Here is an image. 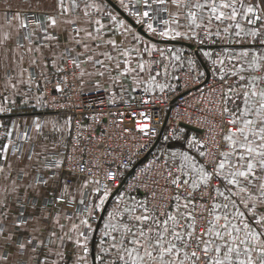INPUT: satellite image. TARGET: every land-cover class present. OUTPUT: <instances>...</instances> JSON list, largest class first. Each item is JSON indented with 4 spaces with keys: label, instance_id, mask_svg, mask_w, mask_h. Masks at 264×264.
Instances as JSON below:
<instances>
[{
    "label": "snow or ice",
    "instance_id": "obj_1",
    "mask_svg": "<svg viewBox=\"0 0 264 264\" xmlns=\"http://www.w3.org/2000/svg\"><path fill=\"white\" fill-rule=\"evenodd\" d=\"M119 3L124 9L132 7V0L129 3L119 0ZM135 4L139 6L133 11L137 22L142 23L149 33L161 38L196 40L202 32L200 43L207 40L216 43L221 39L232 42L235 39L244 43L259 41V46H264V0H135ZM105 11L98 0H56L57 15L65 18L63 23L72 26V42L81 46L83 51L75 56L71 48L64 49L59 55L52 52L51 67L57 72L65 71L58 63L65 56L76 69L84 63L107 67L105 60L111 62L114 57L110 51L99 49L109 45L125 58L121 76L136 71L129 67L130 50H121L114 40L104 39L106 26L99 18L94 19V15ZM81 13L89 27L78 25ZM57 15L44 19L33 17L31 23L35 27L29 30L27 16L19 12L9 16L5 11V25L15 27L17 34L14 41L10 31L0 34V68L4 70L6 89L15 90L21 84H26L29 90L33 84L38 87L39 81L31 70L36 66L40 67L44 82H49V61L45 59L43 49L52 48L44 41H56L59 46L58 37L49 32L58 24ZM109 20L117 30L127 29L117 15L110 14ZM182 20L186 23H181ZM156 22L163 27H154ZM213 27L217 29L215 32ZM181 28L186 31L181 32ZM21 30H24L22 36ZM37 31L39 36H36ZM135 39L143 43L140 37ZM22 40L27 42V46ZM86 41L95 42L94 47ZM21 49L24 51H19ZM157 50L148 46L143 48L149 55ZM159 51L163 55V51ZM35 53H39L40 58L31 55L28 67H24L25 57ZM224 55L225 59H219L213 58L212 52H204L213 65H220V80H225V76L230 74L244 83L231 84L220 95L223 107L218 106V111L222 117H227V126L220 128L222 141L212 137L216 151L210 152L203 141L190 138L187 141L189 148L196 149L198 157L206 163H200L189 151L172 153L171 165L168 158H164L160 175L167 185L176 189L175 194L167 198V203L149 207L147 198L136 200L133 197L125 202V194H121L116 211L108 214L102 241L91 260L88 246L91 228L83 213L79 224L73 223L64 231L65 225L60 223L59 217L48 212L43 219H51L60 231L53 228L46 233L39 224L31 226L30 219L20 210L39 207L36 201L41 198L40 185L57 180L58 170L62 167L61 159L55 154L47 155V146L43 152L30 149L27 155L29 163L19 168L13 178L15 165L8 158L9 152L16 160H22L23 149L14 142L3 144L0 147V180H11V184L5 183L0 190V264H69V256L74 257L72 264H264V47L259 54L244 48L234 56L229 57L226 52ZM82 56L86 58L80 59ZM178 58L179 54L172 57ZM226 60L230 68L226 66ZM8 61L18 69L17 75L10 74ZM120 63L116 61L117 67ZM188 64H193L191 58ZM237 64L240 66L237 67ZM137 67L144 72L146 65L139 62ZM108 70L111 71L110 68ZM85 74L91 73L81 70V77ZM97 74L103 76L105 73L98 71ZM151 81L154 83L155 77H151ZM158 87L163 91V85ZM56 90H61L59 84ZM229 102L233 104L232 108L228 106ZM3 103H8L7 97H4ZM9 111L0 106V113ZM17 127L14 124L13 128L3 133L4 137H12ZM34 129L39 132L41 125L35 122ZM139 130L149 135L146 124ZM22 139L27 141L31 137L25 132ZM29 168H35L37 174L32 176ZM30 176L33 182L24 185L26 194L23 200L16 196L17 213L14 214L9 210L8 196L19 193L21 177ZM108 179L115 181L116 177L109 172ZM67 191L68 186L64 185L52 203H69ZM163 191L169 192L170 189L165 187ZM197 193L200 194L199 200L196 199ZM108 196V189L105 188L99 204L91 209L86 207L84 211L91 215L103 207ZM205 196L208 202H205ZM152 199H156L155 191ZM121 202H124L123 208L120 207ZM80 203L84 204V200L81 199ZM43 211L47 212V208ZM199 220H206V226L199 225L198 230ZM22 230L29 234L22 235ZM72 232L77 234L75 239L70 235ZM66 241L72 242L78 251L70 252Z\"/></svg>",
    "mask_w": 264,
    "mask_h": 264
},
{
    "label": "built area",
    "instance_id": "obj_2",
    "mask_svg": "<svg viewBox=\"0 0 264 264\" xmlns=\"http://www.w3.org/2000/svg\"><path fill=\"white\" fill-rule=\"evenodd\" d=\"M112 1L120 5L119 0ZM124 2L129 3V0ZM137 8L135 6L128 10L133 13ZM26 16L29 18L28 27L33 25L32 18L38 17L32 12ZM194 49L197 47L194 46ZM157 58V53L152 55V62H156ZM63 68L65 71L61 74L47 76L49 83L44 90V102L33 114L35 118L50 113L59 114L67 124L64 145L59 151L48 154H55L62 161L57 179L72 186L73 178L79 177L95 184L100 192L107 188L109 193L116 189L134 193L142 200L147 198L149 207L156 203H167V198L176 191L160 175L163 160L167 157L164 152L167 143L162 137L166 138L175 130L184 128L182 125H188L197 130L192 133L197 141L205 143L206 150L216 151L212 137L222 141L220 128L227 126V117H222L218 111V106L223 107L220 95L223 89L238 79L229 74L225 80H220L219 76L210 74L207 79L182 81L180 88L173 93H150L139 89L131 96L120 95L113 99L105 90L80 91L77 84L79 69L72 66L67 56ZM57 84L60 91L56 90ZM15 118L0 113V147L2 142H14L21 146L26 141L22 139L23 134L27 132L29 136V130L21 129L14 130L10 138L4 137L3 133L13 128ZM145 124L149 135L139 130ZM199 160L206 163L202 158ZM172 163L169 160V165ZM109 172L114 174L115 181L108 179ZM44 178L47 179V175ZM165 187L170 191H163ZM153 191L156 193L155 200L152 199ZM199 195L196 194L197 200ZM53 198L47 203L55 207L58 204L52 203ZM66 199L70 201L62 203L66 208L79 206L82 212L93 204L89 191L83 198L84 204L78 205L74 199ZM205 202H208L207 196ZM199 225L206 226V220L198 221V230Z\"/></svg>",
    "mask_w": 264,
    "mask_h": 264
},
{
    "label": "crops",
    "instance_id": "obj_3",
    "mask_svg": "<svg viewBox=\"0 0 264 264\" xmlns=\"http://www.w3.org/2000/svg\"><path fill=\"white\" fill-rule=\"evenodd\" d=\"M98 3H100L106 9L105 12L96 13L94 15V19L99 18L101 22L106 26L105 33H104V39L114 40L116 44L120 46L121 50L129 49L130 50V55L128 57L129 67L131 69H135L136 71H133L127 75L121 76L120 72H122L123 69L125 68V64L123 63L125 58L119 54V51L111 49V46L109 45L103 46L101 49H99V51H110V54L114 57L113 61L109 62L105 60V64L107 67H104V68H101L99 65L93 66L92 63L81 64L79 68V75L77 76V84H78V88L80 91L92 92L95 90H105L109 93V95L112 98H117L120 95L131 96L132 93L140 87H145L148 91L150 90L149 92H153V93H158V92L159 93L160 92L173 93L180 88L182 81L184 82L190 81V80L192 81L195 79H200V78L205 77L206 75L205 71L198 60V57H200L199 55L200 53H195V52L192 53L194 56V59H192L193 64L190 66L187 63L185 65H182L181 68L177 69L174 73V77L171 83L169 80H166V79L163 80L162 76H159L158 78L156 77L155 74L147 72L146 67H145L144 72H140L137 65L139 62H144L145 65L147 66L148 53L143 51V48L146 46V44L137 42V40L135 39V37L137 36H133L132 30H135L138 35L142 36L143 38H145L146 40H148L149 42L153 44H158V45L164 44L168 46H182L188 50L190 49L185 45L151 41L147 39L146 37H144L143 35H141L137 31V29L133 27L128 21H126V19H124L122 15H120L110 4H108L106 0H98ZM8 5H11L10 9L8 8ZM135 6L139 7L138 5L135 4V0H132V7H135ZM117 7H119L137 25L142 26V29L148 35H150L146 27H144L142 23L137 22L133 13H131L128 9H124L120 5H117ZM140 10L142 11V9ZM5 11L8 12L9 16H11V14L16 13V12H19L22 15L26 16L27 13L32 12V13L37 14L39 18L44 19L46 16H49V15H57L56 0H0V34H2L5 31H10L13 37V41H14L17 35L15 31V27L9 28L7 25H5V22H4ZM110 14L117 15L119 19L123 20L125 25H127V29L120 28L119 30H117V27L113 25L109 20ZM57 19H58L57 26L55 28H50L49 32L55 34L58 37L59 46L57 47L56 41H44V43L52 45L51 49H48V48L43 49L44 54H45V59L49 61V68L47 70V76L50 74H58V73L61 74L62 73V72H57L55 68L51 67L50 58H51L52 52H56L57 55H59V53L63 52L64 49L71 48L73 49L72 55L75 56L78 52L83 51V48L81 46L76 45L72 42L71 38L74 35V33L71 31L72 26L63 23V20L65 19L64 17H60L57 15ZM181 23H186V21L182 20ZM78 25L80 27H89V25L85 23V18H83L82 13H81V20L78 22ZM34 27H35L34 25H31L28 28L29 30H31ZM154 27L160 29L163 27V25L159 24V22H156L154 23ZM216 30L217 29L213 27L212 31L215 32ZM180 31L184 32L186 31V29L181 28ZM23 33H24V30H21L20 32L21 36L23 35ZM39 35L40 33L37 31L36 36H39ZM81 35H83V33ZM200 35L202 36L200 39H202L203 33L201 32ZM153 38L157 40H163V41H181L180 38H177V39H168V38H161V37H160L161 39H158L155 37ZM21 42L27 46L26 41L22 40ZM39 42L40 41H37V43ZM86 42L92 43L94 47L95 42H89V41H86ZM181 42H184V41H181ZM198 43H200V40ZM198 47L199 48L201 47V51H202L200 59L206 65L207 69L209 70V73L211 75L218 76L220 65L219 64L213 65L212 60L204 56L205 51L212 52L213 58L218 57L219 59H225V55H224L225 52L227 53L229 57H231V56L238 54L244 48H250L253 51H257V54H259V51L264 46H259V41H256L255 43H252V42L244 43V42H237L235 39H233L232 42H227L221 39V40H218L216 43H212L211 40H207L204 43H201V46L198 45ZM137 49H139V51H136ZM19 51H24V49H21ZM88 54H91V53H88ZM31 55H35L37 59L40 58L39 53L30 54L29 56H26L24 67H28ZM65 57H63L61 60L58 61L61 67H63L64 65ZM85 58L86 57L84 56L80 57V59H85ZM99 58L104 59V57H99ZM184 58H186V60L188 61L189 55L184 54ZM117 60L121 61V63L119 64V67H117V64H116ZM195 62L196 63L198 62L199 65L196 64ZM8 63H9L10 74L13 76L17 75L18 69L16 68V66L12 65L11 61H8ZM232 63L235 64L236 63L235 60H233ZM226 66L228 68L231 67L230 64H227V60H226ZM236 66L239 67L240 65L237 64ZM109 68L111 69L110 72L108 70ZM31 70L35 73L36 80L39 81V86L37 87L36 84H33L31 89L29 90L26 84H21V85H18V88L14 90L12 88H7V89L5 88L4 70L3 68H0V106L1 104H4L3 103L4 97H7L8 103L6 104L12 105L13 108H15L17 114L28 113L29 115H33L38 112V110L40 109V106L44 102V98H45L44 90H45L46 85L49 82L45 83L44 80L41 78L40 76L41 69L39 66L33 67ZM81 70H84L85 73H91V74L90 75L85 74L84 76L81 77L80 75ZM98 71L104 72L105 74L103 76H100L97 74ZM151 77H155L154 83L151 81ZM24 79L25 80L27 79V73H25ZM235 83L239 84V83H244V82L239 81L237 79ZM158 85H163V91L161 90L160 87H158ZM39 98H40V101L37 102L36 99H39ZM237 103H239V101H237ZM228 106L232 108L233 104L229 102ZM40 118H43L45 120L47 131H45L44 132L45 134L41 136L37 133L35 129H33L32 133L29 134V136L31 137V140H27L25 142L29 141L28 143L35 144L36 152H43L44 147L47 146L48 148V152L46 153L47 155L49 153L59 151V149H61V147L64 145L66 138H67V132H68L67 124L64 121L63 123H61V125L59 124V120L61 121L63 120L61 115L59 114H53V113L45 114V115H41ZM54 128H58L59 130L57 132V135L55 136L56 138L53 139L52 132L55 133ZM182 129L187 132L191 131L186 128H182ZM4 143H8V142H2V144ZM24 155H22V160H16L14 156L10 158V161L13 162L15 165L14 171L12 173L13 178L16 177V174L19 168H22L26 164L29 163L27 160V156L26 155L24 156ZM34 161H35V158H34ZM28 171L31 172L32 176L36 175L35 168H29ZM73 181H74L73 185L68 186L66 198L74 199L76 203L79 205L81 204L80 203L81 199H83L86 192L89 191V193L91 194L92 202H93L92 206L89 209H91L94 206V204H99V198L103 196L104 192L99 193L97 189H95L94 187H91L93 186L91 185L92 183L86 180H83L79 177H74ZM30 182H33L31 179V176L21 177L19 180V183L21 186L19 193L9 194L8 196V202L10 206L9 210L12 213L14 214L17 213V206L15 204L16 196L19 195L21 199L23 200V197L26 194L24 185ZM5 183L10 185L11 180L6 181V182L0 180V190H2L3 185ZM64 185L65 184H63L60 181V179H57L54 183H50L48 185H40V197L41 198L37 199L36 201L39 207H36V208L28 207L27 209H20V210L24 211L25 216L30 219L31 226H36L37 224H39V226L45 228L46 233L47 231H50L53 228H55L58 232L60 231L59 227L53 224L51 219H43V216H47L48 212H50L53 216L59 217L60 223L65 225L64 231H67L73 223L79 224L81 213H83V216L89 220V224L91 228V231L89 232V241H88L89 258L91 260V253H90L91 252V246H90L91 239H92L93 231H94L97 219H98V217L97 219H94L95 211L92 212L90 215L86 211L82 212L79 206L74 209H68L63 204H58L55 207H53L47 203L49 199L59 196L60 190L63 188ZM33 194L35 195V193ZM45 208H47V212L43 211ZM32 217H37L40 219L37 220ZM66 217H71V219H66ZM107 220H108V215L106 217H103L100 223V226L98 228L96 241H95L94 256L97 254L98 246L100 245L102 241L104 225ZM8 226L11 227L10 224ZM28 234L29 233H25L22 230V235H28ZM70 235L73 237V239H75L77 234L75 232H72L70 233ZM58 243L59 241H57V244ZM66 246L70 252L78 251V249H76L74 244L70 241H66ZM73 259H74L73 256H69V264H72Z\"/></svg>",
    "mask_w": 264,
    "mask_h": 264
},
{
    "label": "rangeland",
    "instance_id": "obj_4",
    "mask_svg": "<svg viewBox=\"0 0 264 264\" xmlns=\"http://www.w3.org/2000/svg\"><path fill=\"white\" fill-rule=\"evenodd\" d=\"M132 31H133L132 32L133 36L140 37L141 41H143V44H146V46L151 47L153 49H158L157 51H153L151 53V55L148 54L147 66H146L147 72L155 74L156 77H158V78H159V76H162L163 80H165V79L169 80L170 83L173 80L175 71L177 69L181 68L182 65H185V64L188 63L186 58H184V54H187V55H189V58L194 59V56H193L192 53L195 52V53H200L199 55L201 57V52H202L201 51V47L200 48L198 47V45L201 46V43H198L200 38L202 37L201 35H200L199 38L196 39L197 42L195 40L190 41V40L187 39L188 40L187 41L186 39H181V41L193 44L194 46L197 47V49L193 48V49L188 50V49H186V48H184L182 46H168V45H164V44H161V45L153 44V43L149 42L148 40H146L145 38H143L142 36L138 35L135 30H132ZM150 35L155 37V38L161 39L160 36H158V35H153L151 33H150ZM159 50L163 51V55H161V51H159ZM156 53L158 54L157 61L156 62H152V59H151L152 55H154ZM177 54H179V58L178 59H172V57L176 56ZM196 64L199 65L198 62ZM139 89L147 91V92L150 91V90L149 91L146 90L145 87H140L137 90H139ZM150 93H153V92H150ZM113 99H115V98H113ZM36 101L37 102L40 101V98L36 99ZM1 106H3L4 108L10 109L9 112H4L5 114L11 115L13 117H17L13 121V124L18 125V127L15 128L14 130L26 129V130H29L30 133H32V130L34 129V123L38 122L40 124V122H42L41 129L37 133L42 136L43 134H45L44 132L47 131L46 130V122H45V120L43 118H40V117L35 118V117H33V115H29L28 113L17 114L15 108H13V106L10 105V104L9 105L1 104ZM60 121L61 120H59V124L61 125V123H63V120L61 122ZM58 130H59L58 128H54L55 133L52 132L53 133L52 134L53 135V139L56 138L55 136L57 135ZM173 133H175V135H173ZM190 138H195V136L193 135L192 131H188L187 132V131H184L183 129L175 130L174 132H172V134L170 136H168L166 138H165V136H163L162 140H164L167 143V147L165 148L164 152L167 154L168 159L173 162L172 153H174V152L175 153H180V152H184V151H189L191 155L196 156V158L198 159L197 150L196 149H190L189 145L187 143L188 139H190ZM28 142H24L20 146L23 149L22 155L25 154L27 156L29 154V150L30 149H34L35 150V144L28 143ZM2 146H3V144H2ZM11 157H12V155L9 152V156H8L9 160H10ZM176 163H178V161H176ZM91 185H93L91 187H94L95 189H97V186L95 184H91ZM97 191L100 193L99 190H97ZM121 194H125V198H124L125 202H127L128 200H130L133 197L136 200H142L138 195H136L134 193H129V192L125 193L123 191H118L116 193V195L110 201V203H109V205H108V207L106 209V212L104 214V217H106L109 214V212H115L116 211L117 201L120 199ZM90 197H91V194H90ZM120 207L121 208L124 207V202L120 203ZM102 208L103 207L95 210L94 219H97V217H99V214H100Z\"/></svg>",
    "mask_w": 264,
    "mask_h": 264
},
{
    "label": "water",
    "instance_id": "obj_5",
    "mask_svg": "<svg viewBox=\"0 0 264 264\" xmlns=\"http://www.w3.org/2000/svg\"><path fill=\"white\" fill-rule=\"evenodd\" d=\"M108 4H110L120 15H122V17L124 19H126V21H128L133 27H135L137 29V31L143 35L144 37H146L147 39L151 40V41H155V42H162V43H169V44H180V45H185L187 46L189 49H193L194 45L190 44V43H186V42H181V41H163V40H157L154 39L153 37H151L150 35H148L143 29L142 26L137 25L131 18H129L119 7H117V5L111 1V0H106ZM198 60L201 64V66L203 67L204 71H205V79H207L210 75L209 70L207 69L206 65L203 63V61L200 59V57H198ZM184 128L189 129L191 131H197L196 129L188 126V125H182ZM160 135L157 139V141L159 140ZM130 173V172H129ZM128 173V174H129ZM118 192V189L114 190L112 193H110L108 199L106 200L100 214L99 217L97 219L94 231H93V235H92V239H91V259L94 257V251H95V241H96V236H97V232H98V228L100 226V223L104 217V214L106 212V209L110 203V201L112 200V198L116 195V193Z\"/></svg>",
    "mask_w": 264,
    "mask_h": 264
}]
</instances>
